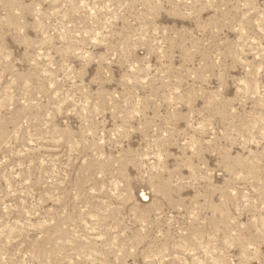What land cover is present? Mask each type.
Wrapping results in <instances>:
<instances>
[{
	"label": "rangeland",
	"instance_id": "374dc122",
	"mask_svg": "<svg viewBox=\"0 0 264 264\" xmlns=\"http://www.w3.org/2000/svg\"><path fill=\"white\" fill-rule=\"evenodd\" d=\"M0 264H264V0H0Z\"/></svg>",
	"mask_w": 264,
	"mask_h": 264
}]
</instances>
